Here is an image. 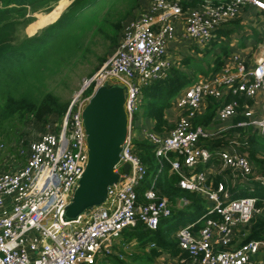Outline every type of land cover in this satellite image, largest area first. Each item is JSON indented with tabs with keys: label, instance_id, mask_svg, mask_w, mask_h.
Masks as SVG:
<instances>
[{
	"label": "built area",
	"instance_id": "built-area-1",
	"mask_svg": "<svg viewBox=\"0 0 264 264\" xmlns=\"http://www.w3.org/2000/svg\"><path fill=\"white\" fill-rule=\"evenodd\" d=\"M247 4L264 12V0H206L187 12L178 0H150L146 10L125 23L113 54L83 80L82 91L69 105L59 132L46 128L29 142L24 165H11L12 170L0 172V264H98L102 256L116 254L126 229L142 223L154 231L162 218L171 215L170 200L160 195L156 180L139 192L148 173L134 143L142 90L167 77L176 66L167 48L175 34L173 21L183 19L186 34L206 43L218 28L237 19ZM115 84L125 87L129 119L115 168L119 180L108 187L102 204L67 221L66 209L88 161L83 110L100 87ZM261 94L264 96V55L249 65L235 53L217 73L193 81L179 93L171 108L180 116L171 128L162 133L142 128L143 136L154 146L159 172L169 163L170 173L180 177L182 189L199 192L214 203L207 214L177 232L179 248L186 255L159 264H264V241L235 244L253 217L264 211V198H233L225 181L214 183L215 175H223L226 181L232 176L264 184V175H256L249 157L233 149L220 150L219 162L211 163L212 153L199 141L215 133L193 123L205 111L208 98L224 99L217 115L221 122L241 116L237 127L253 126L264 135V101H256ZM126 163L130 167L125 173ZM201 164L209 166L195 171Z\"/></svg>",
	"mask_w": 264,
	"mask_h": 264
},
{
	"label": "trees",
	"instance_id": "trees-1",
	"mask_svg": "<svg viewBox=\"0 0 264 264\" xmlns=\"http://www.w3.org/2000/svg\"><path fill=\"white\" fill-rule=\"evenodd\" d=\"M42 1L44 0H0V125L8 120V115L18 114L23 118L30 112L39 120L44 119L46 116L51 120L56 114L62 118L69 107V102H62L53 93L47 92L41 99L35 93L38 76L35 71H32V67L39 60V57H44L46 53L45 44L48 42L49 33L52 30L56 31L57 25L48 27L39 35L27 37L20 43H14L20 26L28 20L26 17H23L26 6L32 7ZM178 1L182 5L184 12L204 2V0ZM89 3L90 0L88 2L87 0H73L72 5H70L72 14L66 20V17L60 18L61 21L65 20L64 22H66L65 29L71 26L73 22L72 18L76 16V13ZM238 21L239 19L237 18L232 23ZM112 40L113 43H117L118 41L115 37H112ZM77 46H80V44L77 43L75 46H72V50L76 52L78 50ZM62 51L67 52V49H62ZM105 61L106 57L104 56L101 58V64ZM185 64L197 66L193 58L188 59ZM223 65V61H218L214 72L209 73L207 76L217 73ZM195 80L197 79L189 77L184 70L174 66L167 77L156 80L143 88L141 108L145 112L144 115L154 121L155 129H153L155 131L162 133L165 127H172L170 124L168 125L169 122L165 118V111L172 106L173 100L180 91ZM91 92L89 91V94ZM205 102L206 110L197 115L193 119V123L195 126H202L208 129L216 124H220V120L217 118L218 110L226 100L208 98ZM240 119H242L241 116L235 118L234 121L238 122ZM236 133L240 142V145H237V148L239 147L238 151L248 152L253 169L257 170L259 169L258 167L264 169V135L260 134V131L253 126L234 127L229 131L223 132L220 136L201 138L199 144L209 149L212 153L211 163H218V152L233 146L230 145L228 138L235 137ZM136 152L147 166V176L150 175L153 180L156 179V187L160 195L169 198L172 211L170 216L161 219L159 227L154 231L145 229V226L139 223L135 227L126 229L123 232L121 243L126 244L134 241L136 244H141L143 250L147 244H154L155 247L151 251H144L142 255L132 258L130 263L117 258L115 254L110 255V257L117 264H154L155 257L165 251H168L175 257L181 254L186 255L179 248L177 239L176 241L174 240V234H177L188 222H194L207 214L214 203L199 192L182 189L179 185L180 177L177 174L170 173L169 163H166L163 170L159 172L160 165L155 157L154 146L152 144L146 142L139 143L137 144ZM208 166L209 164H201L196 170L200 171L206 169ZM260 172L264 173V170ZM236 179L238 180L236 181L237 185L246 182L241 177ZM221 180L225 181L226 185H228L230 179L228 178L226 181L223 175L214 176V183L216 185ZM152 181H149L145 187L147 188L151 185ZM259 187V191L256 193L251 194L250 191H246L245 193L234 192L232 197L236 198L238 195L247 194V196L264 198V186ZM145 189L142 186L139 192L143 193ZM181 199L188 202L186 205L180 207L178 203ZM259 205H263L262 201L259 202ZM212 216L218 217L217 214H212ZM242 232L245 235L240 234L237 236L235 241L237 246H241L251 240L264 241V213L255 215L247 225V228ZM117 250L123 254V251H120L121 247Z\"/></svg>",
	"mask_w": 264,
	"mask_h": 264
},
{
	"label": "rangeland",
	"instance_id": "rangeland-1",
	"mask_svg": "<svg viewBox=\"0 0 264 264\" xmlns=\"http://www.w3.org/2000/svg\"><path fill=\"white\" fill-rule=\"evenodd\" d=\"M212 1L219 3L223 0ZM149 2L150 0H90V3L72 18L73 22L67 29H65L66 22L64 21L72 14L70 5H72L73 0H44L32 7L29 5L26 6L23 17H26L28 20L20 26L14 40L15 44L24 41L27 37L36 34L39 35L48 27H52V25H57V30H52L49 33L48 42L45 44L46 53L44 57H39V60L32 67V71H35L38 76L37 85L35 86L36 95L41 99L44 94L50 92L57 95L62 102H69L70 105L77 93L82 89L83 80L94 74L113 54L117 47L116 45L121 39L125 23L137 15V13L146 10ZM205 2L206 0L199 5ZM62 17H66L65 20L61 21L60 18L62 19ZM59 20L60 22H58ZM245 23L246 25L249 24V22ZM117 28L119 30L116 31ZM253 31L255 32V28ZM112 37L118 39L117 43H113ZM77 43L80 46H77L78 50L76 53L71 47ZM62 49H67V52H63ZM214 53V50H207L206 55L201 60V68H205V65L212 64V55ZM168 55L173 58L170 53ZM104 56L106 57V61L101 64V58ZM195 56L201 57L202 55L195 54ZM171 111L172 108L169 109L168 113H171ZM144 113L143 108H140L136 113V126L134 131V143L136 145L143 142L151 144L143 136L142 128L145 126L154 128V121L148 119ZM54 116L51 120L48 119V116L39 120L32 112L27 113L23 118L18 114L8 115V120L0 125V172L12 170L10 169L11 165H14L16 168L24 165L28 160L29 142L33 138H37L46 128L53 127L56 132H59L65 115L62 118L58 114ZM234 120L232 119L226 122L220 121L219 125L216 124L207 130L210 133H215V136H220L223 132L237 127V122ZM174 121H168V125L170 124L172 126ZM55 123L58 124V127L54 126ZM164 129L169 128L165 127ZM228 140L237 152L249 157L247 151H238L239 147L237 148V145H240V142L237 133L235 137H229ZM258 168L257 170L254 169V173L256 175H264V173L260 172L264 169ZM195 171L198 170L195 169ZM152 180L150 175L146 176L142 183L143 188L145 189L146 184ZM236 181L238 180L231 177L227 185L231 196L234 192L245 193L246 191H250L251 194L256 193L259 191V186H264L261 182L251 181V179L249 182H244L241 185H237ZM245 196L247 194L238 195V197ZM186 204L187 201L181 199L178 206L181 207ZM263 213L264 211L261 214ZM38 237L41 236L38 235ZM176 239L175 233L174 240L176 241ZM126 244L128 245L123 246L122 243L121 246L120 251H123V254L118 255L117 252L119 250H117L115 255H117V258L129 263L132 261V258L137 255H142L144 251H151L155 247L147 244L143 250L141 244H136L134 241ZM160 258L157 255L154 259V264L156 262L159 264L162 261ZM102 263L117 264L110 256H102L98 264Z\"/></svg>",
	"mask_w": 264,
	"mask_h": 264
},
{
	"label": "water",
	"instance_id": "water-1",
	"mask_svg": "<svg viewBox=\"0 0 264 264\" xmlns=\"http://www.w3.org/2000/svg\"><path fill=\"white\" fill-rule=\"evenodd\" d=\"M125 99V87L118 84L102 86L92 94L83 110L88 161L66 209L67 221L77 219L90 208L102 204L107 198L108 187L119 180L115 168L120 161L129 125ZM129 167V163L124 164L123 171L128 172Z\"/></svg>",
	"mask_w": 264,
	"mask_h": 264
},
{
	"label": "crops",
	"instance_id": "crops-1",
	"mask_svg": "<svg viewBox=\"0 0 264 264\" xmlns=\"http://www.w3.org/2000/svg\"><path fill=\"white\" fill-rule=\"evenodd\" d=\"M238 19L239 21L236 23L231 21L218 28L214 37L206 43L190 38L186 34L185 21L183 19L173 21L175 34L168 42L167 48L176 61V67L184 70L189 77L197 79L206 77L209 73L214 72L218 61H223L224 65L229 63L235 53L245 58L249 65H255L256 61L264 55V12L247 4L243 7ZM245 22H249V24L246 25ZM254 28L255 32L253 31ZM207 50L215 51L212 55L213 62L205 65V68H201V60L206 55ZM195 54H201L202 56L197 57ZM190 58H193L197 66L185 64ZM256 101L262 103L264 96L262 94L259 95ZM169 109L171 108L165 111V118L176 120L180 116V112L172 108L171 113H168ZM231 147L228 148L236 150L233 146ZM159 256L162 261L175 257L168 251L162 252ZM156 264L158 263L156 262Z\"/></svg>",
	"mask_w": 264,
	"mask_h": 264
},
{
	"label": "bare ground",
	"instance_id": "bare-ground-1",
	"mask_svg": "<svg viewBox=\"0 0 264 264\" xmlns=\"http://www.w3.org/2000/svg\"><path fill=\"white\" fill-rule=\"evenodd\" d=\"M77 95H78V93H77Z\"/></svg>",
	"mask_w": 264,
	"mask_h": 264
}]
</instances>
